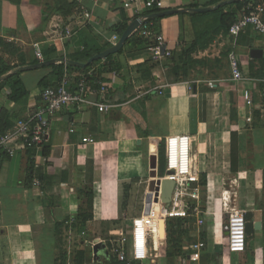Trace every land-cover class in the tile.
<instances>
[{
  "label": "crops",
  "instance_id": "0c3cea01",
  "mask_svg": "<svg viewBox=\"0 0 264 264\" xmlns=\"http://www.w3.org/2000/svg\"><path fill=\"white\" fill-rule=\"evenodd\" d=\"M124 1L77 0L80 11L64 20L49 12L54 0H19L18 5L0 0V38L12 42L26 61L37 60L33 52L39 44L43 57L53 48L51 59L83 63L78 61L84 48L81 34L89 48L104 51L118 43L121 35L113 27L123 14L130 18L146 11L140 2L126 9ZM162 1L165 11H174L154 14L163 17L157 31L165 39L169 57L153 59L148 39V45L125 42L122 51L91 69L72 66V75L99 73L108 90L90 97L111 107L101 113L90 106H65L51 119L44 137L47 158L41 149L21 145L14 155L1 158L0 264H58L61 252L71 257L83 250L85 264H97L92 248L100 243L115 244L117 255L123 253L129 264H264V35L246 26L231 36L216 18L193 14L214 10L218 4L210 5L211 0ZM200 8L209 10L197 11ZM252 49L261 50V55L252 57ZM230 51L240 61L245 79L240 83L231 81ZM173 61L185 69L177 81L169 72ZM51 72L49 66L20 72L29 93L19 103L7 99L6 87L0 90V109L7 111L12 124L41 104V91L54 80L43 89L38 83ZM244 89L249 90V102L242 97ZM175 135L189 138L192 186L200 194L194 202L197 213L180 220H185L187 237L203 246L191 250L183 245L185 256L168 255L164 221L158 218L155 226L150 222L160 212L157 199L162 195L158 147L163 145L165 152L164 140ZM82 138L94 142L83 143ZM175 166L178 171L180 166L188 169L185 147L177 159L170 151L169 172ZM143 178L151 215L131 212L137 207L135 188ZM89 187L92 219L79 233L69 220L78 212V190ZM226 206L241 209L246 222L261 224L246 234L243 252H225Z\"/></svg>",
  "mask_w": 264,
  "mask_h": 264
},
{
  "label": "built area",
  "instance_id": "2783aa9c",
  "mask_svg": "<svg viewBox=\"0 0 264 264\" xmlns=\"http://www.w3.org/2000/svg\"><path fill=\"white\" fill-rule=\"evenodd\" d=\"M141 3L144 10L151 8H161L162 2L160 0H125L123 7L131 9ZM248 12H240L230 24L228 33L231 36H236L246 26H252L254 31L259 35H264V21L262 14L264 8L261 6H249ZM137 9H135L136 11ZM139 12V10L137 11ZM139 35L146 39L152 40L148 46L153 59L161 57H169L170 50L167 49L163 35L152 28L151 22L148 18L139 12ZM67 37L71 35L68 28L64 29ZM34 56L38 61L44 60L43 54L39 44L34 45ZM227 61L231 73V81L240 83L244 81V75L241 70L240 61L238 56L230 51L227 54ZM64 64V71L56 86H48L41 91V104L31 110L26 117L18 118L11 129L4 133H0V160L3 155L12 156L16 152L18 146L31 147L40 150L43 145L44 137L48 131L51 119L56 113L65 106H73L76 108L90 106L94 107L98 112H106L111 105L100 102L90 95L94 93L104 94L108 90L106 83L98 76L93 74L92 71H87L80 75H72L67 69V63ZM209 86H213L211 82ZM242 97L246 102L251 99L248 89L242 91ZM250 118H247L249 121ZM73 124V123H71ZM70 126L69 131L73 132L74 128ZM82 142L92 143L91 138H82ZM165 174L163 178L168 177L169 180L174 182V187L171 194V200L168 205L162 204L158 198L159 214L162 221L163 219L173 218H188L194 205L193 201L199 200V190L197 187L192 186L195 178L193 177V168L190 160V142L188 136L175 135L165 139ZM186 148L189 166L187 170H177L175 166L173 171L169 172L170 165V151L173 152L175 159L181 156V151ZM228 207V206H226ZM152 209V207H151ZM195 211V208H193ZM152 212V211H151ZM228 221L224 225L226 231V246L229 252L240 253L245 250L246 246V233L244 212L237 207H228ZM196 213V211H195ZM151 215V213H150ZM74 219L71 218L69 223H73ZM202 221L198 220L200 224ZM203 243L199 242L194 245L195 250H199ZM118 260L125 261L123 253L117 255Z\"/></svg>",
  "mask_w": 264,
  "mask_h": 264
},
{
  "label": "trees",
  "instance_id": "16d2710c",
  "mask_svg": "<svg viewBox=\"0 0 264 264\" xmlns=\"http://www.w3.org/2000/svg\"><path fill=\"white\" fill-rule=\"evenodd\" d=\"M162 2V7L161 8H151L149 10H146L143 15L148 18V21L151 22L152 28L157 31V23L158 21L163 18V17H155L154 14L160 12V11H165L167 8L164 6V2ZM222 1H228L226 2L225 5H221L219 7H216L214 10L209 11V12H195L193 13L195 16L199 18H207L213 17L214 19L216 18L218 21V24L223 27V29L228 30L229 25L233 22V20L236 18L238 13L240 12H248L249 6H254L255 5V0H211L210 5H217L221 3ZM19 0H17L18 4ZM228 6L229 10L225 11L224 7ZM51 14H58L60 15L64 20H67V18L74 14L78 13L80 11V8L78 6L77 0H73L71 2H68L67 0H54L53 6L49 7ZM197 8V6H192V9ZM50 14V15H51ZM263 15V14H262ZM140 16L139 15H134L133 17H126L124 14L122 16V20L116 24L113 29L118 33L122 34L123 31L134 21V20H139ZM205 20V19H204ZM263 20V16H262ZM264 21V20H263ZM202 31L200 34L203 35ZM82 37V45H83V50L80 54V59L78 61H82L83 63L86 62L91 56L98 54L103 51L101 48H94L91 47L89 48L88 41L87 39L83 38V34H81ZM148 39L144 38L143 36L139 35V28H136L131 35L127 39V43H133L135 45H148ZM195 45L190 46V50L193 48L194 49ZM16 50L18 52V49L12 42H8L6 40H3L0 38V78L3 76H6L3 80L0 81V90L3 87H6L9 90V93L7 95V99L13 103H19L23 100H25L28 97V90L26 89L24 83L22 82L20 78V72H16L15 68L20 65V66H25L28 64H37V60H21L19 61V64L12 65V61L7 60L8 57L13 53L11 51ZM122 51V50H121ZM120 52V51H119ZM5 54L8 55L7 58H5ZM44 61L50 60L52 58V55H54V49L50 48L48 51H44ZM112 58V55L104 58V60H96L90 64H88L85 67H75V69L78 70H84V69H91L95 66L100 61H109ZM184 63H187V59L184 60ZM169 66V72L171 73L172 76H174V81L178 80V76L180 73H185V69L182 68V66H179L175 61H173ZM49 67L52 68L51 75L48 77H45L41 79L38 83V85L43 89L44 87L48 86L50 83V80H54V83L50 86H55L56 83H58L60 77L63 74L64 71V64L62 62L56 63L53 65H50ZM67 69L70 71L72 69V66L67 65ZM99 76V73H97ZM235 110L233 107L231 108L230 114H231V119L232 122L235 121L233 120L234 118V112ZM256 114V113H255ZM13 124L9 121V117L7 114V111L5 109H0V133H4L7 130L11 129ZM41 153L42 155L47 158L49 156V148L46 146L42 145L41 148ZM158 169H159V174L163 175L164 170H165V152H164V146L160 145L158 147ZM42 178L43 176H39ZM203 181L202 185L205 184V177L203 176ZM77 197H78V212L76 216L73 218L74 221L72 224H74V227L77 229V231L80 233L85 230L86 228V223L92 219V189L85 188V189H80L77 192ZM244 218L246 220V217L244 215ZM264 220V218H263ZM182 224V221L180 218H173L170 219V222L167 224V226H170V229L167 227L166 228V236H167V244H168V255H182L185 256L184 250H183V244L181 241H179V238L177 240H174V245L176 250L174 252L169 251V247L171 244V234L174 233V230H172V227L178 226L180 227ZM263 233H264V221H263ZM115 248V249H114ZM114 252H113V251ZM112 251V252H111ZM119 249L116 248V245L112 244H107L106 246L103 244H97L93 246L92 248V253H93V259L97 264H129V262L125 261H120L117 258V253ZM87 257V252L85 250L83 251H77L74 253L71 257L67 256V254L64 252H61L59 257H58V264H85V260ZM241 264V262H240Z\"/></svg>",
  "mask_w": 264,
  "mask_h": 264
},
{
  "label": "water",
  "instance_id": "95a60500",
  "mask_svg": "<svg viewBox=\"0 0 264 264\" xmlns=\"http://www.w3.org/2000/svg\"><path fill=\"white\" fill-rule=\"evenodd\" d=\"M225 3V2H223ZM222 3V4H223ZM222 4H218L217 7H219ZM209 10V8H200L197 11H207ZM172 12H174L173 10L171 11H164V12H159L156 15L157 16H164V15H168L171 14ZM139 24V20H134L121 34L120 39L118 41V43L109 48L106 49L98 54H95L93 56H91L86 62L84 63H80V62H76V61H71V60H65L64 58L59 59H50V60H46V61H42L40 63L34 64V65H28V66H22V67H18L15 71L16 72H22L24 70H30V69H35V68H40L43 66H50L53 64H56L58 61L62 62V63H67V65L70 66H75V67H85L88 64L96 61V60H101L104 59L106 57H108L111 54H114L116 52H118L119 50L122 49L124 43L127 41L128 37L131 35V33L137 28ZM250 55L252 57H259L261 55V50L259 49H252L250 51ZM6 76H3L0 78V81L3 80ZM161 191H162V195L160 197V201L162 204L168 205L170 200H171V194H172V190L174 187V182L172 180L169 179H165V178H161ZM151 203L149 202L148 198H147V202H146V206H145V212L146 214H150L151 213ZM261 227L260 223H253V222H246L245 223V233L249 234L252 233V231L255 229H258Z\"/></svg>",
  "mask_w": 264,
  "mask_h": 264
},
{
  "label": "rangeland",
  "instance_id": "374dc122",
  "mask_svg": "<svg viewBox=\"0 0 264 264\" xmlns=\"http://www.w3.org/2000/svg\"><path fill=\"white\" fill-rule=\"evenodd\" d=\"M6 1H8V3L10 5H18L16 3L17 0H6ZM254 6H261V7L264 8V0H255V5ZM228 10H229V8H228ZM262 16H263V20H264V12H263ZM11 53L12 54L10 55V57L7 58V60L12 61V62L13 61H21V60L23 61V60H25L24 57L21 56L22 54L19 53V50L17 52L16 50L14 51V49H13V51H11ZM164 142H165V140H164ZM180 169L184 170V168H182V166H180ZM159 177H163V175H161ZM145 180H146V178H143V181L140 183V185L138 187L135 188V192L133 194L134 201H135V206H136V203H137V207L134 210H131V212L134 213V214H136V213L140 214L141 213V215H142V214L146 213L145 212L146 204L144 202H145V200L147 198L148 185L146 186ZM199 198H200V195H199ZM194 202H196V201H193V203H192L193 205H194ZM193 208H195V211H196L195 205H194ZM193 208L191 210H189V214L191 213V214L194 215V214L197 213V211L195 213ZM239 210H241V209H239ZM151 218L152 219H150V222H152L154 224V226H155L156 225V220L158 218H160V214L159 213L158 214H154V215L151 216ZM228 218H229V216L224 218L223 227H224V225L227 224ZM163 220H164V224H165L166 228L168 227L170 229V226H167V224L170 222V219H163ZM181 221L184 222L185 220H181ZM158 227L161 228V232H162L163 231V222L162 221L159 222ZM184 229H185V227L182 224H181L180 227H178V226L172 227V230H174V233L171 234V238L172 239H171V244H170V247H169V251L170 252H174L176 250L175 245H174V240H177L178 238H179V241H181V243L183 245L188 246L191 250H195L194 249V245L197 244V242H194V241H192V239L188 238L187 237L188 233H187V231H184ZM147 232L150 233V229L149 228L147 229ZM199 250H202V247H200ZM226 250H227V248H226V245H225V252H226ZM227 252H229V251L227 250ZM180 256H182V255H180Z\"/></svg>",
  "mask_w": 264,
  "mask_h": 264
}]
</instances>
